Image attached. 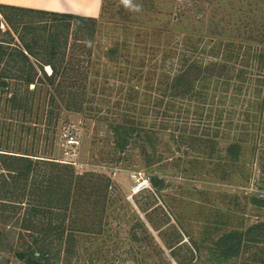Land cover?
Masks as SVG:
<instances>
[{
	"label": "rangeland",
	"instance_id": "1",
	"mask_svg": "<svg viewBox=\"0 0 264 264\" xmlns=\"http://www.w3.org/2000/svg\"><path fill=\"white\" fill-rule=\"evenodd\" d=\"M97 17L89 70L97 78V97L100 91L109 94L101 103L93 101L102 106L101 118L93 111L63 110L52 118L27 119L9 110L7 92L0 94V151L55 156L111 177L103 208L99 204L91 214L84 210L91 204L79 205L80 224L93 222L95 229L79 232L77 249L60 264H179L172 248L182 256L194 245L201 254L184 258L188 264H264V242L228 258L208 257L224 235L264 220V68L249 65L250 81L239 92L214 90L211 120L216 108H224L221 124L231 122L214 150L182 141L178 130L156 128L150 138L133 139L120 151L106 123L108 107L119 97L120 105L126 102L120 91L124 67L140 62L146 68L158 65V72L174 71L183 55L204 62L220 58L230 40L263 47L264 0H103ZM167 48L173 55L165 59ZM241 59L235 60L239 66ZM46 94H34L43 107L50 105ZM242 132L234 160L226 146ZM151 174L162 175L159 187Z\"/></svg>",
	"mask_w": 264,
	"mask_h": 264
},
{
	"label": "trees",
	"instance_id": "2",
	"mask_svg": "<svg viewBox=\"0 0 264 264\" xmlns=\"http://www.w3.org/2000/svg\"><path fill=\"white\" fill-rule=\"evenodd\" d=\"M98 24L97 16L0 2V94L7 92L9 110L27 119L33 114L52 118L63 110L93 111L101 118L102 106L94 102L101 103L109 94L100 91L97 97V78L89 70ZM260 33L264 35V29ZM224 45L220 58L206 62L183 55L174 71L158 72V65L146 68L140 62L122 68L120 78L125 86L120 91L126 102L120 105L119 97L106 113L115 147L125 150L133 139L145 141L156 128H167L178 130V137L188 144L214 150L219 133H225L231 124H221L224 108H216L217 115L211 120L214 90L239 92L250 81L249 65L260 71L264 68V40L263 47L251 48L233 40ZM169 55H173L171 48L165 50L164 58ZM239 56L241 66L235 62ZM260 77L256 78L258 84L263 83ZM39 90H47L49 106L43 107L41 98L34 97ZM149 113L154 114L151 121L145 118ZM248 114L246 119H251ZM243 134L234 136L226 146L234 160L240 155ZM150 181L159 187L163 177L151 174ZM110 183L111 177L104 172L79 170L72 161L1 150L0 264L69 261L77 249L78 233L96 225L80 224L84 222L79 218V205L91 204L90 208L83 206L91 214L97 205L103 208ZM257 242H264V220L224 235L218 246L210 248L208 257L238 255ZM180 251L172 248L179 264H188L184 258L191 261L197 252L201 254L195 245L187 246L182 256Z\"/></svg>",
	"mask_w": 264,
	"mask_h": 264
},
{
	"label": "crops",
	"instance_id": "3",
	"mask_svg": "<svg viewBox=\"0 0 264 264\" xmlns=\"http://www.w3.org/2000/svg\"><path fill=\"white\" fill-rule=\"evenodd\" d=\"M103 0H0L12 4L98 16Z\"/></svg>",
	"mask_w": 264,
	"mask_h": 264
}]
</instances>
